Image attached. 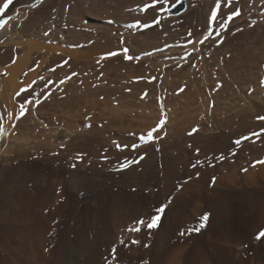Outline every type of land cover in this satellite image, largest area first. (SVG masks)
<instances>
[{"label": "rangeland", "instance_id": "obj_1", "mask_svg": "<svg viewBox=\"0 0 264 264\" xmlns=\"http://www.w3.org/2000/svg\"><path fill=\"white\" fill-rule=\"evenodd\" d=\"M186 1L184 15L130 30L125 25L150 24L155 17L152 9L141 11L148 0H12L6 10L7 0H0V24H18L23 33L0 43V78L22 61L17 93L30 89L0 103V182L15 188L24 180L30 191L39 183L46 192L45 181L53 184L54 174L60 175L56 192L63 218L51 222L49 264H81L95 253V264H264V237L257 238L264 232V164L257 163L264 161V134L243 139L264 130V120L258 119L264 116V3L232 0L226 7L222 0V16L237 9L241 14L220 37L201 45L217 0ZM189 39L196 43L185 47ZM29 43L38 48L31 51ZM124 46L137 59L105 56ZM193 47V55L183 60ZM73 72L78 75L51 87L48 100L15 118L24 97L33 91L43 96L47 81ZM164 117L163 130L154 134L158 139L137 142ZM210 140L222 146L210 147ZM117 144L135 151L118 150ZM140 155L144 159L138 164L118 170L125 158ZM165 173L170 177L161 184ZM15 191H9L8 208L2 204L7 192H0V236L8 235L12 245L23 241L14 235L27 226ZM169 200L158 227L128 231ZM114 207L120 209L117 215ZM76 210L83 212V234L76 231ZM204 215V228L181 235L198 227ZM65 222L73 231L62 244ZM19 243L18 253L0 248V264H13L14 256L19 264H31ZM61 244L68 252L57 262Z\"/></svg>", "mask_w": 264, "mask_h": 264}, {"label": "bare ground", "instance_id": "obj_2", "mask_svg": "<svg viewBox=\"0 0 264 264\" xmlns=\"http://www.w3.org/2000/svg\"><path fill=\"white\" fill-rule=\"evenodd\" d=\"M255 3V4H257V5H259V4H261V3H264V0H253L252 1V3ZM188 3V2H187ZM253 3V4H254ZM251 8H253V7H251ZM262 8V7H261ZM188 9L189 8H187V10L184 12V13H182V14H179V15H175V16H171V17H177V16H180V15H184L187 11H188ZM26 10H28V9H26ZM264 10V9H263ZM261 12V11H260ZM28 13V12H27ZM26 13V14H27ZM4 30L2 31V32H0V43L1 42H3V44H1V46L2 45H4L5 43H7L9 40H12V39H14L16 36H20V35H23V33H22V31H21V28H20V26L18 25V24H13V23H10L7 27H5V28H3ZM28 47L30 48V50L32 51L33 49H36V48H38L35 44H32V43H29L28 44ZM84 55V54H83ZM21 64H22V61H19L18 63H16L15 65H13V66H11L9 69H8V73H7V77L6 78H0V103L1 102H7V101H9V102H12V100H13V98H14V96L16 97V93H17V91H18V89H20L19 88V86L17 85V81H16V77H17V75L18 74H20L21 72H22V70L20 69V66H21ZM2 69L0 68V71H1ZM3 74V73H2ZM16 94V95H15ZM23 96V95H22ZM14 101V100H13ZM18 101V100H17ZM14 103V102H13ZM10 104V103H9ZM16 104V103H15ZM19 104V103H18ZM13 107H14V105H12ZM29 106H31V105H29ZM33 107V106H32ZM12 108V107H11ZM15 108V107H14ZM17 108V107H16ZM10 110V109H9ZM16 110V109H15ZM19 110V109H18ZM10 112V111H9ZM14 113V112H13ZM11 116V115H10ZM12 118V117H11ZM13 120H14V118H13ZM10 123V122H9ZM4 128H5V126H4ZM211 145H216V147L218 146H222L221 145V143H219V142H213L212 140H210V142H209V146L211 147ZM215 147V148H216ZM223 148V147H222ZM220 149V148H219ZM1 150V149H0ZM1 161V160H0ZM21 162V161H20ZM35 163V162H34ZM33 163V164H34ZM30 164V163H29ZM35 165H36V163H35ZM23 166L25 167V168H27L25 165H24V163H23ZM4 167V166H3ZM22 167V166H21ZM1 168V167H0ZM17 168V167H16ZM27 169H29V168H27ZM38 169V168H37ZM5 170V169H4ZM14 170V169H13ZM21 170V169H20ZM20 170H19V174H20ZM30 170V169H29ZM35 170H36V168H35ZM2 171V169L0 170V173L1 174H3V176H4V173H2L1 172ZM15 172H16V170H14ZM22 171V170H21ZM23 171H24V169H23ZM28 171V170H27ZM33 171V170H32ZM37 171L38 170H36V173H37ZM14 172V173H15ZM13 173V172H12ZM16 173H18V172H16ZM22 174V173H21ZM24 174V173H23ZM33 174H35V172L33 173ZM51 174H52V172H51ZM169 173H165L163 176H162V178L160 179L161 181V184H163V181H165L168 177H170L169 175H168ZM10 175V174H9ZM12 175V174H11ZM17 175V174H16ZM27 175V174H26ZM25 175V176H26ZM43 175V174H42ZM53 175V174H52ZM18 176V175H17ZM22 176V175H21ZM37 176V175H36ZM45 176V175H44ZM54 176H55V178H54V182L55 183H50V181L48 182V183H46V181H45V185L47 186V191L45 192V191H40V185H39V183L38 184H35L33 187V189H32V191H30L29 190V187L26 185L27 183L25 182L24 183V180H23V182H19V184L20 185H18V187H15L16 189H17V191H15L16 192V197H18V198H20L19 200H20V204H19V206L21 207V209H22V216L24 217V219H26V221H27V226L25 227L26 228V232H24V233H22L21 231V234H19V233H15V235H14V237L16 238V237H20V239L22 240L23 239V241H20L19 239H18V241L21 243H19V242H17V243H19V246L20 245H23V246H25L26 247V251H27V254H26V258H25V262H30L31 264H49V252H50V244L52 243V237L50 236V232H51V230H52V227H51V225H52V221L56 218L57 219V217H62V215L61 214H63L62 213V211H63V207L61 206L60 207V196H58V194H57V192H56V190L58 189L57 187L58 186H60V185H62V181H61V177H60V175H58V174H54ZM1 177H2V175H1ZM10 178H11V176H9ZM13 177H15V176H12V178ZM30 177V176H29ZM29 177H27L28 179H29ZM33 177V176H32ZM253 177H254V175H253ZM11 178V179H12ZM17 178H19V179H23V176L20 178V176L19 177H17ZM31 178V177H30ZM224 178V177H223ZM3 179V178H2ZM4 179H6V178H4ZM24 179H25V177H24ZM33 179V178H32ZM31 179V180H32ZM37 179V178H36ZM52 179V178H51ZM171 180H172V178H170ZM174 179V178H173ZM1 180V179H0ZM15 180H18V179H14V181ZM34 180V179H33ZM32 180V181H33ZM49 180V179H48ZM6 181V180H5ZM19 181H21V180H19ZM27 181V180H26ZM38 181V180H37ZM7 182V181H6ZM13 182V181H12ZM51 182H53V180L51 181ZM73 182V181H72ZM10 182H8V184L7 185H5V183L3 184V185H5L4 187L2 186V188L4 189V191L5 192H7V194H6V196L5 197H3V202H2V204H3V207L4 208H8L9 207V205H11L12 203H11V201L10 200H12V199H10V198H12L11 197V194L13 195V193H11V192H9L10 190H12V189H15V188H10L11 187V185L9 184ZM17 183V182H16ZM15 183V184H16ZM73 183H76V182H73ZM72 183V184H73ZM1 182H0V187H1ZM14 184V185H15ZM85 184V183H84ZM160 184V183H159ZM46 186H44V187H46ZM75 186H77V184L75 185ZM80 187H81V185H79ZM73 187V186H72ZM79 187V188H80ZM2 188H0L1 189V191H2ZM121 188H123V187H121ZM121 188H120V190H121ZM75 189V188H74ZM76 189H78L77 187H76ZM70 190V189H69ZM0 191V192H1ZM59 192V191H58ZM3 193V192H2ZM1 194V193H0ZM5 194V193H4ZM115 194V193H114ZM122 195V194H121ZM123 196V195H122ZM162 196V195H161ZM1 197V196H0ZM15 197V198H16ZM119 197V196H118ZM124 197H127V196H125L124 195ZM70 198V197H69ZM112 198V197H111ZM113 198H115V197H113ZM120 198V197H119ZM119 198H116V199H113V200H115V202H116V200L117 199H119ZM123 198V197H122ZM15 200V199H14ZM120 200V199H119ZM118 200V201H119ZM107 201V200H106ZM111 201V200H110ZM111 202H113V201H111ZM11 203V204H10ZM18 203V202H17ZM117 203V202H116ZM33 204V205H32ZM130 206H131V203L129 204ZM72 206V205H71ZM115 206V205H114ZM126 206H127V204H126ZM133 206V205H132ZM137 206V205H136ZM116 207V206H115ZM115 207H114V210H116L115 211V215H117V212L118 211H120V209L119 208H116L115 209ZM134 207H135V204H134ZM140 207V206H139ZM112 208V207H111ZM127 208V207H126ZM130 208H132V207H130ZM20 209V210H21ZM102 209V208H101ZM129 209V208H128ZM145 209V208H144ZM2 210V209H1ZM11 210V209H10ZM130 210V209H129ZM128 210V211H129ZM14 211H16V209L14 210ZM73 211V210H72ZM77 212H79V210H76ZM102 211V210H101ZM100 211V215H101V212ZM111 211H112V209H111ZM99 212V211H98ZM14 213V212H13ZM71 213V212H70ZM76 213V212H75ZM83 213V212H82ZM81 213V211L77 214V216L75 217V219H76V225L75 226H78L77 227V230L76 231H79V233L80 234H83L84 232H85V228L83 227V225H82V220H83V217H82V214ZM114 213V212H113ZM10 214V213H9ZM8 214V215H9ZM20 214V213H19ZM72 214V213H71ZM107 214V213H106ZM139 214H140V212H139ZM5 215V214H4ZM70 215V214H69ZM86 215V214H85ZM141 215V214H140ZM139 215V216H140ZM64 216V215H63ZM71 216V215H70ZM98 216V215H97ZM143 216V215H142ZM98 217H100V216H98ZM106 217V216H105ZM105 217H104V219H105ZM131 217H133V216H131ZM148 217V216H147ZM5 218H7L6 216H5ZM9 218V217H8ZM12 218H14V217H12ZM63 218V217H62ZM101 218V217H100ZM113 218H115V216L113 217ZM150 218V217H149ZM4 218H3V216H0V220H2V221H4L3 220ZM15 219V218H14ZM116 219H118L117 218V216H116V218H115V221H116ZM6 220H8L10 223H11V220L12 219H6ZM5 220V221H6ZM101 220V219H100ZM25 221V220H24ZM102 221V220H101ZM100 221V222H101ZM105 221H106V219H105ZM7 222V221H6ZM6 222H5V224H6ZM21 222V221H20ZM70 222V221H69ZM69 222H65V223H62V225L63 224H65L64 225V228H63V230H62V235H61V239H62V244L64 243H66L65 241L66 240H68V237H69V234L73 231V229H71V227H70V223ZM104 222V221H103ZM122 222V221H121ZM12 223H15V222H12ZM24 223V222H23ZM57 223V222H56ZM94 223V222H93ZM108 223H106V225H107ZM3 225V224H2ZM105 225V224H104ZM105 225V226H106ZM115 226V225H114ZM8 226H6L5 227V229L7 228ZM11 227V226H10ZM15 227V226H14ZM56 227V226H55ZM104 227V226H103ZM107 227V226H106ZM108 227H109V225H108ZM2 228V227H1ZM9 228V227H8ZM17 228V227H16ZM76 228V227H75ZM97 228V227H96ZM110 228V227H109ZM4 229V228H3ZM3 229H1V230H3ZM10 229V228H9ZM54 229V228H53ZM7 230V229H6ZM17 230V229H16ZM60 230V231H61ZM113 230H114V228H113ZM19 231V230H18ZM9 232V231H8ZM11 232H12V229H11ZM15 232V231H14ZM104 232H105V230H104ZM1 233V232H0ZM4 234V233H3ZM105 234H107V233H105ZM1 235V234H0ZM11 235V234H10ZM103 235H104V233H103ZM6 236V235H5ZM5 236H0V248H1V250L4 248V249H6V248H9L8 249V251L10 252H12V253H14V251L16 250L17 251V248L18 247H16L17 246V243L16 244H10L9 242H8V239H7V236L5 237ZM141 236V235H140ZM139 236V237H140ZM161 236V235H160ZM12 237H13V235H12ZM105 237V236H104ZM107 237H108V235H107ZM134 237V236H133ZM138 237V236H137ZM138 237V238H139ZM148 237V236H147ZM57 238V237H56ZM159 238V237H158ZM14 239V238H13ZM95 239V238H94ZM101 239V238H100ZM110 240V239H109ZM139 240H140V238H139ZM148 240V239H147ZM138 241V240H137ZM148 241H152L151 239L150 240H148ZM154 241V240H153ZM16 242V241H15ZM141 242V241H140ZM49 243V244H48ZM139 243V242H138ZM142 243V242H141ZM60 245L61 246V248H60V251H59V253H58V255H57V258H56V260H57V262H59L60 260H61V258H62V256H63V254H64V250L66 251V252H68V250H66L65 249V247L63 246V245ZM84 244V243H83ZM81 245V244H80ZM150 244H148V246H149ZM66 246V245H65ZM89 246H91V245H89ZM68 247V246H67ZM80 247V246H79ZM82 247V246H81ZM136 247V246H135ZM150 247V246H149ZM23 248V247H22ZM84 248V247H83ZM143 248H144V245H143ZM25 249V248H24ZM67 249H69V248H67ZM144 249H147V246H145V248ZM143 249V250H144ZM20 250V249H19ZM23 250V249H22ZM126 250V249H125ZM137 250H138V248H137ZM148 250V249H147ZM4 251V250H3ZM71 251V250H70ZM140 251V250H139ZM5 252V251H4ZM24 252V251H23ZM112 252V251H111ZM130 252V251H129ZM150 252V251H149ZM148 252V253H149ZM8 253V252H7ZM17 253H18V251H17ZM92 253V252H91ZM128 253V252H127ZM9 254V253H8ZM11 254V253H10ZM16 254V253H15ZM65 254H67V253H65ZM69 254V253H68ZM120 254V253H119ZM140 254V253H139ZM12 255V254H11ZM20 255V254H19ZM149 255V254H148ZM3 256V255H2ZM23 256V255H22ZM49 256V257H48ZM71 256V255H70ZM99 256V253H95V254H90L87 258H86V260H85V262H83V263H81V264H95V262H96V259H97V257ZM137 256V255H136ZM8 257V256H7ZM14 257H16V256H14ZM14 257H12V259L10 260L13 264L15 263V262H17L18 264H19V262H18V260L19 259H16V258H14ZM56 257V256H55ZM114 257V256H113ZM6 258V257H5ZM22 257L20 256V259H21ZM67 258V257H66ZM104 258H105V256H104ZM108 258V257H107ZM7 259V258H6ZM6 259H4L3 258V260H4V263H5V260ZM8 259H10V258H8ZM52 259V258H51ZM50 259V260H51ZM115 259V258H114ZM118 259V258H117ZM116 259V260H117ZM65 260V259H64ZM63 260V261H64ZM8 261V260H7ZM6 261V263H8ZM52 261V260H51ZM66 261H67V259H66ZM84 261V260H83ZM118 261V260H117ZM139 261V260H138ZM143 261V260H142ZM141 261V262H142ZM105 262H107V261H105ZM109 262V261H108ZM120 262V261H119ZM135 262V261H134ZM17 263H15V264H17ZM62 263V262H61ZM67 263V262H66ZM97 263V262H96ZM22 264V263H21Z\"/></svg>", "mask_w": 264, "mask_h": 264}, {"label": "snow or ice", "instance_id": "obj_3", "mask_svg": "<svg viewBox=\"0 0 264 264\" xmlns=\"http://www.w3.org/2000/svg\"><path fill=\"white\" fill-rule=\"evenodd\" d=\"M12 3V0H7V3H5L3 5V9H7L9 7V5ZM223 3L226 7H231L232 6V0H223ZM175 4V0H148V2L144 5V7L141 9V11L147 12L149 9H152L155 12V17L153 18V20L151 21V23H141L140 21H136L133 24H128L125 25L126 28L132 30V29H137V30H143L146 29L148 27H152V26H157V25H161V20L165 17V16H170L172 14V5ZM221 8H222V0H217L216 4H215V8L213 9V11L211 12L210 15V28L211 31H208L202 39H200L198 41L199 44H204L207 40H209L210 38H212L213 36L216 37H220L222 32H226L228 30L229 27V23H231L233 21V19L235 17L240 16V11L237 10H233L230 13H227L225 15H221ZM3 12L2 10H0V15H2ZM108 23H115V21H108ZM5 24H7V21L4 22V24H0V29H3L5 27ZM240 29H237V31H239ZM45 35L47 36L48 33L45 32ZM189 37H191V33H189ZM222 42V40L218 41V43ZM188 43L191 44H195L196 41L189 39V41L186 42L185 47L187 46ZM121 44H124L123 38L121 39ZM129 48L127 46L122 47L121 49L106 53L105 56H118V55H123L124 58H126L127 60H134L137 59V57L133 54L130 55L129 54ZM196 51V49L193 47L192 50L187 51L186 54L184 55V57L182 58L183 60L187 61L189 56H192L193 53ZM147 55V53H146ZM15 61L13 60V63ZM68 63L67 60L63 61V63L61 65H59V67H63L64 65H66ZM56 69L53 68L52 71H55ZM4 75H7V73H4ZM78 75L77 73L73 72L71 73L69 76L65 77L64 79H61L59 81H54V80H49L46 82V86L44 88L41 89V91L44 93L43 96H41L40 92H35L33 91L31 93L30 96H26L24 97V99L19 103V112L17 114V116L15 117L17 120H19L20 118L24 117L26 115V113L28 112V106L35 104L36 106H39L43 101H46L49 99V97L51 96V87L52 86H58V85H62L65 83L66 80H70L72 78V76ZM41 80L44 79L43 76L40 77ZM153 79H155V77H153ZM30 89L28 87H25L23 89L20 90V92L17 93V96H20L22 93L24 92H29ZM161 109L163 111V105H161ZM3 116L0 115V121L3 120ZM11 118V117H9ZM258 119L264 120V116L258 117ZM167 123V118L164 117L162 118L159 123L157 124L156 127L152 128L150 131H148L146 134H141L138 137V143H151L154 142L156 139H158V136H154L155 133H158L160 131L163 130L165 124ZM15 127V126H13ZM0 131H2V129H0ZM194 131H198V129L194 130ZM190 135L193 133H189ZM261 134H264V130H262V132H254L251 134V136H246L243 139L248 140L251 139L252 137H259ZM2 138V137H0ZM242 141L241 140H237L236 144L239 145L241 144ZM118 150H125L128 148H132L133 151H135V148L132 146H128V145H120L117 144L116 145ZM105 160H107V157H104ZM144 159V155H140L138 156L136 159H131V158H125L122 163L119 165V169L118 170H125L131 166H133L134 164H138L140 160ZM220 159H224L223 156L220 157ZM257 163L259 164H264V161H257ZM196 165L194 164L193 167H195ZM74 167V165H73ZM171 201L169 200L167 203L157 207L155 209V215H153L149 221H145L144 219H139L136 221V226L131 227L128 229L129 232H139L141 230V228L143 227H147L149 230H152L156 227H158L159 221L162 219L163 214L166 212L167 208H168V204ZM208 216L204 215L203 217H201V222L199 224L198 227H193V228H189L187 230V233L181 232V235H185V234H191L193 231L198 232L200 229L205 227V222L207 221ZM260 237H264V232H261L259 234V236L257 238ZM121 243L123 244L124 241L121 240ZM133 244L138 243V241L133 240L132 241Z\"/></svg>", "mask_w": 264, "mask_h": 264}, {"label": "water", "instance_id": "obj_4", "mask_svg": "<svg viewBox=\"0 0 264 264\" xmlns=\"http://www.w3.org/2000/svg\"><path fill=\"white\" fill-rule=\"evenodd\" d=\"M187 10V1L180 0L177 4L172 7V14L170 16H175L184 13Z\"/></svg>", "mask_w": 264, "mask_h": 264}]
</instances>
